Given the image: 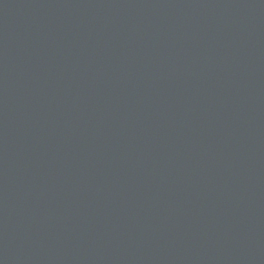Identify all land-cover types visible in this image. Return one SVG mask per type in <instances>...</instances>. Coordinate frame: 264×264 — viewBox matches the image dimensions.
Masks as SVG:
<instances>
[{
	"label": "water",
	"instance_id": "water-1",
	"mask_svg": "<svg viewBox=\"0 0 264 264\" xmlns=\"http://www.w3.org/2000/svg\"><path fill=\"white\" fill-rule=\"evenodd\" d=\"M0 264H264V0H0Z\"/></svg>",
	"mask_w": 264,
	"mask_h": 264
}]
</instances>
